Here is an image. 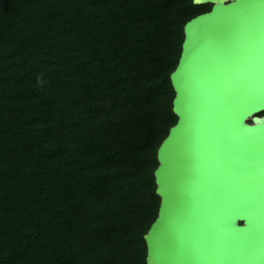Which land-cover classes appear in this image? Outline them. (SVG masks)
Returning a JSON list of instances; mask_svg holds the SVG:
<instances>
[{
  "label": "trees",
  "instance_id": "1",
  "mask_svg": "<svg viewBox=\"0 0 264 264\" xmlns=\"http://www.w3.org/2000/svg\"><path fill=\"white\" fill-rule=\"evenodd\" d=\"M194 0H0V264H146Z\"/></svg>",
  "mask_w": 264,
  "mask_h": 264
},
{
  "label": "water",
  "instance_id": "2",
  "mask_svg": "<svg viewBox=\"0 0 264 264\" xmlns=\"http://www.w3.org/2000/svg\"><path fill=\"white\" fill-rule=\"evenodd\" d=\"M194 3L211 8L171 73L146 264H264V0Z\"/></svg>",
  "mask_w": 264,
  "mask_h": 264
},
{
  "label": "rangeland",
  "instance_id": "3",
  "mask_svg": "<svg viewBox=\"0 0 264 264\" xmlns=\"http://www.w3.org/2000/svg\"><path fill=\"white\" fill-rule=\"evenodd\" d=\"M264 114V113H263Z\"/></svg>",
  "mask_w": 264,
  "mask_h": 264
}]
</instances>
